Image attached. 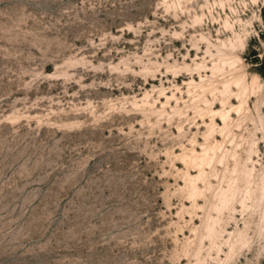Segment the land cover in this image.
<instances>
[{
  "label": "rangeland",
  "instance_id": "obj_1",
  "mask_svg": "<svg viewBox=\"0 0 264 264\" xmlns=\"http://www.w3.org/2000/svg\"><path fill=\"white\" fill-rule=\"evenodd\" d=\"M0 264H264V0H0Z\"/></svg>",
  "mask_w": 264,
  "mask_h": 264
},
{
  "label": "bare ground",
  "instance_id": "obj_2",
  "mask_svg": "<svg viewBox=\"0 0 264 264\" xmlns=\"http://www.w3.org/2000/svg\"><path fill=\"white\" fill-rule=\"evenodd\" d=\"M230 98L232 99V98H234V96H233V97H230ZM227 99H228V98H227Z\"/></svg>",
  "mask_w": 264,
  "mask_h": 264
}]
</instances>
